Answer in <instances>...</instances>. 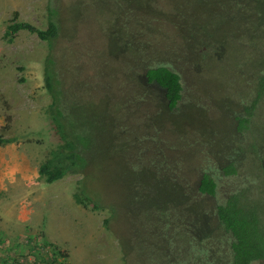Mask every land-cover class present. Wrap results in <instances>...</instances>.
I'll use <instances>...</instances> for the list:
<instances>
[{
    "label": "rangeland",
    "instance_id": "1",
    "mask_svg": "<svg viewBox=\"0 0 264 264\" xmlns=\"http://www.w3.org/2000/svg\"><path fill=\"white\" fill-rule=\"evenodd\" d=\"M163 1L177 7H192L196 15L210 17L214 24L229 27V36L237 28V34L230 39L232 44L228 49L227 61L216 63L194 54L189 55V59L182 54L176 65L181 72L188 74V78L184 80L185 98L175 110H165L164 105L156 99L161 94L154 93L152 97L158 102L157 105L153 100L148 103L140 101L139 111L132 114L125 108L124 113L119 114L112 106L113 96L108 98L105 92L97 90L93 83L84 79L83 67H80L72 50L73 39L76 38L80 25L88 36H92L116 75L119 86L115 87L112 83L113 92L116 88L117 94L124 98L122 94L125 90V98H129L125 99L126 107L130 99L143 100L148 88L144 81L140 82L143 86L137 85L136 72L138 67L144 68L145 55L140 50L135 52L130 46L129 26L135 25L142 19V15L152 11L147 8L140 12L141 8H136L141 7L144 0H14L16 4L13 2L11 6L7 4L12 0H0L1 4L4 2L6 5V9L12 8L5 17L0 15V140L8 142L0 143V183L3 182L7 190H15L12 178L19 177L20 180L24 178L20 176L27 175L29 171L37 173L41 164L55 161L59 154L69 155L73 149L87 159L84 175L71 174L49 184L36 174L26 183L23 182L24 186L35 184L28 190L19 185L20 189L25 188V192L17 190L14 195H10H16L14 200L19 202L16 206H20L6 208L5 211L1 208L0 215L7 223L20 207L27 205L30 210L40 209L38 203L44 207L43 204H46L45 208L51 211L47 221L53 232H50L51 237L58 243H64L67 249L51 243L65 263L68 257L67 262L70 264H148L144 263L143 257L139 258L140 252L135 250L134 244L128 249L129 243L137 235V241L142 242L140 234L130 226L135 212H139L132 202H125L127 191H130L127 186L130 184L129 180L135 177V170L140 169L145 174L150 171L156 180L162 181L163 176L156 170L169 168L172 172L169 178L173 183L177 172L183 175L186 172L185 179L195 185L209 157L210 160L212 155L216 161L227 160L232 149H238L241 143L245 150L251 151L238 155L240 160L246 159L241 164L238 176L229 179L227 188L237 190L243 184L253 186L252 196L258 205L264 231V175L260 174L259 160L251 156L254 153L264 155V105L253 123L252 133H245L243 136L237 134V123L234 121L235 116L242 111L241 102L234 99L237 95L235 93L244 90V84L248 85L250 80H254L251 87H257L260 71L264 69V3L251 9L255 15H251L250 23L254 28L262 23L263 26L255 31L256 36L249 32L248 37L246 29L238 30L240 23L247 19L239 16L240 12L236 8L223 4V0H219L221 11H216L217 8H204L205 1L212 2L214 7L218 0ZM15 8H22V14ZM48 8L56 10L54 19L61 25L53 48L37 34L25 30L17 33L12 41L5 37L15 12L19 14L18 21L47 30ZM243 12L246 13V10ZM223 14L232 16L234 22L228 24ZM186 18L198 20L193 12L192 16ZM152 24L146 26L150 36L154 31ZM141 25L138 24L139 27ZM161 25L163 36L160 37V42L155 43L154 50L147 52L148 64H153L156 60L167 61L165 56L172 55L175 48L177 51L189 49L178 39L180 33L177 28ZM163 27L170 35L173 31L176 38L169 42L170 38L167 39ZM156 55L163 56L156 58ZM49 56L54 70L53 92L46 88L44 79V68ZM86 62L92 67L91 57ZM231 83L237 84L234 86ZM52 94L58 97L61 109L51 107L55 102ZM53 110L68 117L62 131L57 132L58 123L51 120ZM153 113L157 117L151 122L148 117ZM178 121L181 124L178 125ZM142 127H146V131L140 129ZM154 127L159 132L158 137L154 141L148 140L151 128ZM137 132L145 134L146 140ZM154 132L151 133L152 136ZM81 134H91L94 144L92 149L86 151L81 142H77V149H72L67 143V140H74ZM183 134L185 142L181 139ZM219 135L226 136L227 151L217 155L213 151L217 152L218 149L214 148L212 142ZM95 144H98L97 148ZM140 152L141 158L137 157ZM22 159V166H17ZM19 169H25V172L22 174ZM164 191L169 196V189L165 188ZM39 192L44 195L40 196ZM85 195L89 196V199L85 198L86 205L78 204L76 196L86 197ZM214 200L211 198L208 202ZM92 202L109 208L99 210L98 213L93 209ZM5 203L7 199L0 201V205ZM114 206H119L117 213L123 218H111L108 228L103 222ZM163 225L164 228L168 227L165 223ZM36 230L33 231L28 226L24 235L11 239L16 240V243L21 241L26 248L18 253L26 254L32 250L29 240L31 235L50 242L44 237L46 226L43 222Z\"/></svg>",
    "mask_w": 264,
    "mask_h": 264
},
{
    "label": "trees",
    "instance_id": "2",
    "mask_svg": "<svg viewBox=\"0 0 264 264\" xmlns=\"http://www.w3.org/2000/svg\"><path fill=\"white\" fill-rule=\"evenodd\" d=\"M204 3L206 4L204 8H217L216 11H221L222 9L219 0L214 7L212 2L206 3L205 1ZM222 3L229 5L230 8H236L240 12L238 15L243 19H247L244 23H240L238 30L246 29L248 37L249 32L254 33V36H256L255 31L260 29L263 23L258 27H253L250 21L251 15H255V13L251 9L257 8L258 5L260 7L264 0H223ZM136 8H141L140 12L147 10V8L152 10L149 14L142 15V19L135 25L129 26V32H131L130 46L135 49V52L140 50L145 55L143 57L144 68L138 67L139 70L137 69L136 72L137 85L143 86L140 82L144 81L148 88V91H145L147 95L144 94L143 100L130 99L126 107L125 99L129 98H125V90L122 94L124 98L117 94L116 88L113 92L112 83H114L115 87L119 86V83L115 78L116 75L112 72V66H109V62L100 53L92 36H88L87 31L81 25L77 30L76 38L73 39L72 50L78 58L77 61L80 67H83L84 79L93 83L97 90L105 92L108 98L113 96L112 106L114 111L119 114L121 112L124 113L125 108L132 114L137 110L139 111L141 109L138 107L140 101L148 103L153 100L157 105L158 102L152 97L154 93L161 94L156 99L164 105L165 110H175L185 98L184 80L188 78V74L181 72L178 68L176 61L182 54L188 57L194 54L206 60L212 59L216 63L226 62L228 49L230 44H232L230 39L232 40L237 34V28H234L232 30L233 35L229 36L231 30L228 29L229 27L221 26L217 23L214 24L210 17L203 18L196 15L190 6L177 7L173 3L163 0H144L143 5ZM184 8H191L192 11H186ZM243 10H246V13ZM192 12L193 16L198 17V20L193 18V21H191V18H186L187 16H192ZM48 13V28L43 30L27 22L18 21L19 14L15 12L5 37L12 41L17 33L25 30L37 34L42 40L48 42L50 48H53V42L59 37L61 25L60 22L54 19L56 10L48 8ZM224 14L223 18L226 19L228 24H232L231 22H234L233 17L225 16ZM163 21L166 23H162ZM151 23H153L154 29L152 36L147 34L149 29L146 30V26L151 25ZM138 24H142L141 27ZM161 24H164L165 27L172 26V28H177L180 33V36H177L178 39H181L189 49L177 51L175 48L172 55L165 56L168 59L167 61L156 60L153 64H148L147 52L153 51L155 43L157 41L160 42V37L163 36V32L161 33L160 31ZM165 32L167 33V39L170 38L169 42L176 38H174L176 34L173 31L172 35L167 29H165ZM195 40L197 41L194 43ZM159 56L163 55H156V58H159ZM90 57L92 67L86 64V59ZM50 58L49 56L46 60L44 79L46 88L53 92L52 76L54 70ZM91 74L93 77H90ZM253 82L254 80H250L248 85L243 83L245 85L243 87L244 90L235 93L237 95L234 99L241 102L242 111L235 116L234 121L237 123V134L242 136L245 133H252L253 123L264 105V69L260 71L257 87H251ZM231 84L235 86L237 83ZM52 95L55 102L51 107L54 106L61 109L58 97L54 94ZM156 117L157 115L153 113L148 119L152 122ZM51 118L54 123H58L57 132L62 131L68 117L53 110ZM176 123L178 125L181 124L180 121ZM146 127L140 129L146 131ZM137 131L140 130L137 129ZM153 131L155 132L152 136L151 133ZM140 134L146 140L147 136L145 137L143 133ZM149 134L151 136H149L148 140L154 141L158 137L159 132L154 127L151 128ZM69 135L73 136V134ZM225 137L224 135H219L216 141L212 142L214 143V148L218 149L217 152L216 150L213 151L217 155L220 152L227 151ZM166 138L169 141V138ZM181 139L183 142L186 141L184 134ZM131 141L134 143L133 139ZM162 141H164L163 137ZM1 142L8 143L0 140ZM77 142L84 143L83 148L86 151L94 146L91 134H81L74 140H67L72 149L78 148ZM239 146L238 149H232L230 158L227 157V160L220 158L222 161H216L213 155L211 160L209 157L207 164L202 167L201 175L195 185L185 179L187 177L186 172H183L184 175L178 172L175 174L176 176L173 174L176 177L175 183H173L170 179L172 172L169 168L156 170L163 176L162 181L156 180L155 175L150 171L145 174V171L140 169H132L136 171V175L129 180L130 184L127 188L130 191H127L128 194L126 193L127 199L125 202H132L135 210L139 212H135L130 226H133V230L140 234L142 242L137 241V235L129 243L128 249L134 244L135 250L140 252L139 258L143 257L144 263L147 262L148 264H263L264 231L262 218L258 213V205L254 202L252 196L254 188L252 185L247 184H243L237 190L227 188L229 179L238 176L240 168H242L241 164L246 159L240 160L238 155L240 153L244 154L245 151H251L245 150L243 143ZM97 147L98 144H95V148ZM141 152L137 157L141 156ZM251 153L254 152L252 151ZM251 156L259 160L260 174L264 175V155L254 153ZM86 163L87 159L80 153L74 152L73 149L69 155L59 154L55 161L51 160L41 164L39 171L33 174H39L46 183L52 184L71 174L79 173L84 175ZM132 174L135 173L132 172ZM165 188L169 189V196L166 195ZM85 198L89 199V196H76V202L80 205H86ZM211 198L215 199L214 202H208ZM98 202L101 203L100 200ZM98 202H92L93 209L97 212L109 208L107 206L101 207ZM118 207L110 208L111 214L103 222L107 227L111 218L112 220L123 218L120 213H117ZM163 223L168 227L164 228ZM29 240L34 245V247L30 245L31 249L34 251L36 249L40 250L41 255V250L46 248L56 249L51 242L40 240L37 235L29 236ZM14 247L15 244L10 240L0 238V257L11 253ZM64 264L66 263L64 262Z\"/></svg>",
    "mask_w": 264,
    "mask_h": 264
},
{
    "label": "crops",
    "instance_id": "3",
    "mask_svg": "<svg viewBox=\"0 0 264 264\" xmlns=\"http://www.w3.org/2000/svg\"><path fill=\"white\" fill-rule=\"evenodd\" d=\"M9 1V0H7ZM14 2V0H12V2L10 4L7 5H12ZM4 2H2V4L0 3V15L2 16H6L7 13H10V9H6V5L3 4ZM9 3V2H8ZM16 4V2H14ZM4 8V9H2ZM18 9L19 12L22 14L21 9L22 8H15L14 10ZM13 11V10H12ZM4 16V17H5ZM24 163V159L21 160V164L17 165V166H22V164ZM22 172H25V169H19ZM19 171V172H20ZM34 172H28L27 175L24 176H20V177H24L22 179H18L19 177H14L11 180L12 185L15 186V190L12 188H9L7 190L5 184L2 182L0 183V201L3 199H7V203H5L4 205H0V213H1V208L5 211L6 208H14L16 206V204H18L19 202H17L16 200V195L12 196L10 195L11 193H13V195L15 194L14 191H23L25 192V188L26 190L29 189V187H32L31 185H34L35 183H32L31 185H26L24 186L28 180H30L31 177L36 176V174H33ZM23 174V173H22ZM24 182V183H23ZM20 186H24L21 189L19 188ZM37 187V186H35ZM31 189V188H30ZM40 196H43L44 194H42V192H39ZM3 196V197H2ZM47 200V199H45ZM46 207V204H43ZM20 206L17 205L16 207ZM39 208L41 209H31L28 208V206H22L23 208H19L18 212L14 215H12V218L6 223L3 221V218L1 217L2 215H0V238H15L18 237L20 235H24L25 229L29 226L33 231H37L36 229H38V227L40 226V223L43 222L46 226V233H44V237L48 240H50V242L62 247V248H66V245L64 243H58L57 241H55L52 237L50 232H52L49 228V225L47 223L48 221V214L51 213V211L48 209H46L44 206H42L40 203H38ZM61 206L63 207V205L61 204ZM15 207V208H16ZM40 210V211H39ZM39 211V212H38ZM60 224V222L58 223ZM61 225V224H60ZM53 233V232H52ZM71 256V254H70Z\"/></svg>",
    "mask_w": 264,
    "mask_h": 264
},
{
    "label": "built area",
    "instance_id": "4",
    "mask_svg": "<svg viewBox=\"0 0 264 264\" xmlns=\"http://www.w3.org/2000/svg\"><path fill=\"white\" fill-rule=\"evenodd\" d=\"M31 249V248H30ZM27 249V250H30ZM48 249H45L47 252ZM23 254V253H22ZM67 264V259L65 260ZM64 262L55 259L52 255L41 257L34 250L29 251L23 256H19L15 252L0 257V264H63Z\"/></svg>",
    "mask_w": 264,
    "mask_h": 264
},
{
    "label": "bare ground",
    "instance_id": "5",
    "mask_svg": "<svg viewBox=\"0 0 264 264\" xmlns=\"http://www.w3.org/2000/svg\"><path fill=\"white\" fill-rule=\"evenodd\" d=\"M30 245L34 247V245H33L32 243H30ZM46 249H48L47 252H45V249H44V250H41V251H42V255H41V253H40V250H38V249H36L35 252H36L39 256H41V257H46V256H50V255H52L53 257H55V259H59V260H61V261L64 262V259L58 255V252H57V251H55V250L52 249V248H46ZM63 264H64V263H63Z\"/></svg>",
    "mask_w": 264,
    "mask_h": 264
},
{
    "label": "clouds",
    "instance_id": "6",
    "mask_svg": "<svg viewBox=\"0 0 264 264\" xmlns=\"http://www.w3.org/2000/svg\"><path fill=\"white\" fill-rule=\"evenodd\" d=\"M12 239H14V238H12ZM13 244H15V247L13 248V250H12V252H15L16 254H18L19 256H23L24 257V254H20V253H18V251H21L22 249H24L25 247L22 245V243H21V241H19V242H17L16 243V240L14 241V240H11V239H9ZM16 245H18L17 247H16ZM26 249V248H25ZM67 260H68V257L66 258ZM67 264H70V262H67Z\"/></svg>",
    "mask_w": 264,
    "mask_h": 264
}]
</instances>
